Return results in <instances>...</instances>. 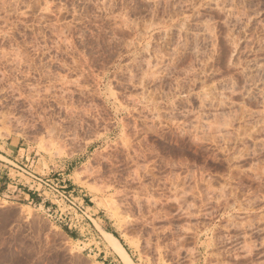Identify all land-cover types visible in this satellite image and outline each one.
Here are the masks:
<instances>
[{
	"label": "rangeland",
	"instance_id": "obj_1",
	"mask_svg": "<svg viewBox=\"0 0 264 264\" xmlns=\"http://www.w3.org/2000/svg\"><path fill=\"white\" fill-rule=\"evenodd\" d=\"M0 141V264H264V0H0Z\"/></svg>",
	"mask_w": 264,
	"mask_h": 264
},
{
	"label": "bare ground",
	"instance_id": "obj_2",
	"mask_svg": "<svg viewBox=\"0 0 264 264\" xmlns=\"http://www.w3.org/2000/svg\"><path fill=\"white\" fill-rule=\"evenodd\" d=\"M132 161L136 164L137 163V161H134L133 159H132ZM143 178H144V176L142 175V174H140L139 172H134L133 173V179H137L139 182L140 181H143ZM177 182H180V180H179V178L178 177H175V179L174 180H171V184H172V186L174 187V186H176L177 185ZM139 189L140 190H142V191H144L145 193H147V194H151L152 193V191H154V189L152 188V186H148L147 184L145 185L144 184V186H143V188H142V182H140L139 183ZM172 187V188H173ZM205 191V190H204ZM209 191V190H208ZM147 213L148 214H151L153 217H154V219L156 220V219H158V218H160L161 216H158L157 215V213H158V210H157V207H150L149 209H147ZM153 219V220H154ZM154 220V221H155ZM152 225H154V223L152 222ZM103 231H104V233L106 234V235H108L109 236V244L113 247V249L119 254V256H121L125 261H127L129 264H134L133 263V261H132V259L130 258V255H129V253H128V251L125 249V247L123 246V244L120 242V240L116 237V236H113L112 234H109L105 229H103V228H101ZM155 229V228H154ZM181 236V235H180ZM181 237H183V236H181ZM182 239V238H181ZM155 240H156V247L157 248H159V249H161V246H163V243H164V241H163V238H161L158 234L155 236ZM178 241H180V240H178ZM110 246V247H111ZM164 247H168V246H166V244H165V246ZM216 264H220L219 263V261L216 263Z\"/></svg>",
	"mask_w": 264,
	"mask_h": 264
},
{
	"label": "crops",
	"instance_id": "obj_3",
	"mask_svg": "<svg viewBox=\"0 0 264 264\" xmlns=\"http://www.w3.org/2000/svg\"><path fill=\"white\" fill-rule=\"evenodd\" d=\"M11 144L13 143L0 141V192L6 196L16 194V196L25 197L34 201V193H27L25 191H22L17 186H14L13 183L2 180V176L4 175V173H7L6 168L9 167L10 169H12L9 166V163H13L12 158L17 151L16 146Z\"/></svg>",
	"mask_w": 264,
	"mask_h": 264
}]
</instances>
